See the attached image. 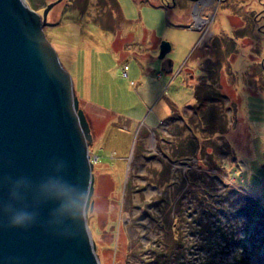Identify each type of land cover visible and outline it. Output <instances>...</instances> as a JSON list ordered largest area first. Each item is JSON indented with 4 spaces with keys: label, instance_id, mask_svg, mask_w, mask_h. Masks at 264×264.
Instances as JSON below:
<instances>
[{
    "label": "rangeland",
    "instance_id": "374dc122",
    "mask_svg": "<svg viewBox=\"0 0 264 264\" xmlns=\"http://www.w3.org/2000/svg\"><path fill=\"white\" fill-rule=\"evenodd\" d=\"M56 1L24 0L41 16ZM212 6L61 0L47 14L91 127L101 264H264V0Z\"/></svg>",
    "mask_w": 264,
    "mask_h": 264
},
{
    "label": "water",
    "instance_id": "95a60500",
    "mask_svg": "<svg viewBox=\"0 0 264 264\" xmlns=\"http://www.w3.org/2000/svg\"><path fill=\"white\" fill-rule=\"evenodd\" d=\"M60 1L41 16L0 0V264H101L87 224L91 127L43 31ZM171 48L162 41L159 57Z\"/></svg>",
    "mask_w": 264,
    "mask_h": 264
},
{
    "label": "crops",
    "instance_id": "0c3cea01",
    "mask_svg": "<svg viewBox=\"0 0 264 264\" xmlns=\"http://www.w3.org/2000/svg\"><path fill=\"white\" fill-rule=\"evenodd\" d=\"M214 1L215 0H195L196 7L194 9V15L198 14L200 16L207 14V11L212 9Z\"/></svg>",
    "mask_w": 264,
    "mask_h": 264
},
{
    "label": "clouds",
    "instance_id": "9594fccd",
    "mask_svg": "<svg viewBox=\"0 0 264 264\" xmlns=\"http://www.w3.org/2000/svg\"><path fill=\"white\" fill-rule=\"evenodd\" d=\"M23 222H24L23 217H19V216L13 217L11 220L10 226L19 227L23 225Z\"/></svg>",
    "mask_w": 264,
    "mask_h": 264
},
{
    "label": "trees",
    "instance_id": "16d2710c",
    "mask_svg": "<svg viewBox=\"0 0 264 264\" xmlns=\"http://www.w3.org/2000/svg\"><path fill=\"white\" fill-rule=\"evenodd\" d=\"M165 66H166V65L164 64V67H165ZM200 95H201V94H200ZM200 95H198V99H199V96H200ZM208 98H210V95H209V96L207 95L206 98H202V99H201V103L198 105V107L203 106V102H206ZM207 244H208V245H211L210 243H207ZM209 247H210V246H209Z\"/></svg>",
    "mask_w": 264,
    "mask_h": 264
},
{
    "label": "bare ground",
    "instance_id": "6f19581e",
    "mask_svg": "<svg viewBox=\"0 0 264 264\" xmlns=\"http://www.w3.org/2000/svg\"><path fill=\"white\" fill-rule=\"evenodd\" d=\"M243 240V239H242Z\"/></svg>",
    "mask_w": 264,
    "mask_h": 264
},
{
    "label": "built area",
    "instance_id": "2783aa9c",
    "mask_svg": "<svg viewBox=\"0 0 264 264\" xmlns=\"http://www.w3.org/2000/svg\"><path fill=\"white\" fill-rule=\"evenodd\" d=\"M126 74V73H125Z\"/></svg>",
    "mask_w": 264,
    "mask_h": 264
},
{
    "label": "flooded vegetation",
    "instance_id": "af4514ba",
    "mask_svg": "<svg viewBox=\"0 0 264 264\" xmlns=\"http://www.w3.org/2000/svg\"><path fill=\"white\" fill-rule=\"evenodd\" d=\"M166 58V57H165Z\"/></svg>",
    "mask_w": 264,
    "mask_h": 264
}]
</instances>
